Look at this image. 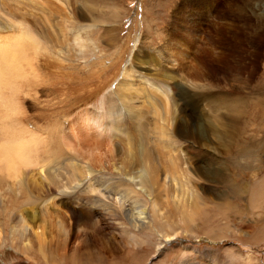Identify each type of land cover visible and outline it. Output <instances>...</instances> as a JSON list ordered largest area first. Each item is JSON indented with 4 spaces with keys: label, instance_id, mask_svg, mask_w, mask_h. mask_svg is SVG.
<instances>
[{
    "label": "bare ground",
    "instance_id": "1",
    "mask_svg": "<svg viewBox=\"0 0 264 264\" xmlns=\"http://www.w3.org/2000/svg\"><path fill=\"white\" fill-rule=\"evenodd\" d=\"M201 2L206 5L190 8L185 1L177 8L170 35L166 34L161 48L136 47L122 74L104 85V79L99 78L98 85L104 90L99 100L79 104L70 114L42 123L32 114L33 101L32 110L27 105L30 99L43 112L61 105L50 96L43 102L37 98L39 93L44 96L45 90L56 91L55 81L45 79V58L64 63L65 67L61 66L67 74L86 72L100 63L103 71L110 66L88 56L89 49L96 52L97 47L79 30L91 26H78L73 20L79 15L85 17L81 9H68L69 18L64 6L55 0H0V111L11 109L45 136L41 151L25 157L9 156L0 171L1 242L7 241L10 229L14 242L22 246L30 232L42 245L49 227L68 238L71 232L109 227L132 243L135 233L161 231L165 242L158 243L159 253L166 241L181 232L178 217L185 221L201 212L198 194L186 186L196 188L203 177L213 182L218 178L201 166L190 165L185 153L188 137L205 138L185 106L186 72L205 78L209 69L203 53L214 51L217 66L211 64V70L219 73L223 68L219 63L237 47H245V37L237 32L236 24L227 22L229 28L223 29L215 22L212 48L197 49L193 61L185 58L187 44L192 43L190 30L199 25L197 19H189L190 15L216 11L210 0ZM236 13L245 17L242 9ZM181 21L186 24L182 26ZM67 27L72 30L70 35ZM256 34L263 35L259 31ZM190 48L194 50L193 45ZM192 86L196 88V84ZM95 89L94 84L84 87L85 91ZM54 97L60 99L59 95ZM67 100L61 98L59 102L66 104ZM70 104L75 101L66 106L70 108ZM237 106L234 114L219 112L215 118L220 147L227 144L224 133L233 129L230 123L240 117L242 111ZM259 192L263 198L264 188ZM102 217L109 218L107 225L100 223ZM15 232L20 233L17 238Z\"/></svg>",
    "mask_w": 264,
    "mask_h": 264
},
{
    "label": "rangeland",
    "instance_id": "2",
    "mask_svg": "<svg viewBox=\"0 0 264 264\" xmlns=\"http://www.w3.org/2000/svg\"><path fill=\"white\" fill-rule=\"evenodd\" d=\"M55 1L64 6L69 18L68 9L76 7L83 11L85 17L79 15L73 20L78 26H91L79 29L90 36L97 47L96 52L89 49L87 54L92 60L101 61L110 67L100 70V63V66H94L86 72L67 74L61 66L65 67L64 63L55 58L52 61L45 58L43 62L47 66L42 63L43 70L48 73L45 79L50 77L51 81H55L56 91L45 90V95L39 93L37 98L43 102L49 100L50 96L61 105L43 112L35 100L30 99L27 105L32 110L33 101L35 110L32 114L42 123L52 122L56 116L70 114L79 104L99 100L104 92L100 86L122 74L121 70L128 65L130 53L136 47L147 50L161 48L166 34L170 35L175 11L183 2L186 1L190 8L206 5L201 0ZM210 2L214 3L215 12L201 16L189 14V19L198 20L199 25L190 30L189 37L193 44H187L188 54H185V58L193 61L197 49H210V38L215 35V22L223 29L228 26L227 22L236 24L239 28L237 32L245 37V47H237L230 57L219 63L223 68L217 72L218 75L211 70V64L217 66L214 51L203 53L206 70L209 69L205 78L191 76L189 70L186 72L188 88L185 86V106L191 118L197 120L200 134H204L205 138L202 137L200 141L188 137L185 140V153L190 165L201 166L218 178V181L213 182L203 177L196 188L192 184L186 186L188 191L198 194L201 212L185 221L178 217L181 220V232L166 241L159 253H156L158 243L165 242L160 236L161 231L135 233L136 240L132 243L125 241L116 228L71 232L68 238L49 227L42 245L37 235L30 232L25 243L20 246L14 242L10 229L7 241H0V264H264V197L260 198L259 192L264 188V0ZM238 9L243 10L245 17L236 13ZM232 10H235L233 15L230 13ZM220 14L223 18L219 17ZM0 19L3 20V16ZM185 22L180 23L183 26ZM67 29L70 35L72 30ZM258 31L263 35L256 34ZM191 45L194 50L190 48ZM99 78L104 79L101 85H98ZM93 84L94 89H99L84 90V87L89 88ZM191 84H196V88ZM62 90L68 93L64 94ZM55 95H59L60 99H69L66 101L69 103L75 101V104H70L72 106L69 108L66 106L69 103H60ZM235 106L242 112L234 123H230L233 129L229 128L224 133L226 146L220 147L215 118L219 112L229 116L234 114ZM212 125L213 129L210 128ZM108 219L102 217L99 220L101 224L107 225ZM66 220L71 221V218ZM18 235L20 233H14L15 238Z\"/></svg>",
    "mask_w": 264,
    "mask_h": 264
},
{
    "label": "clouds",
    "instance_id": "3",
    "mask_svg": "<svg viewBox=\"0 0 264 264\" xmlns=\"http://www.w3.org/2000/svg\"><path fill=\"white\" fill-rule=\"evenodd\" d=\"M45 144L44 134L9 108L0 111V171L13 158L35 155Z\"/></svg>",
    "mask_w": 264,
    "mask_h": 264
}]
</instances>
